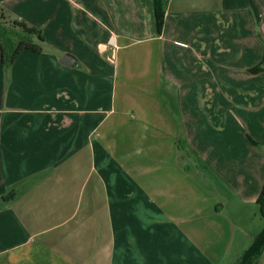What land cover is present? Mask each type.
<instances>
[{
    "label": "crops",
    "instance_id": "0c3cea01",
    "mask_svg": "<svg viewBox=\"0 0 264 264\" xmlns=\"http://www.w3.org/2000/svg\"><path fill=\"white\" fill-rule=\"evenodd\" d=\"M0 264H235L263 222L264 0H0ZM264 67V66H263ZM257 264H264V253Z\"/></svg>",
    "mask_w": 264,
    "mask_h": 264
},
{
    "label": "trees",
    "instance_id": "16d2710c",
    "mask_svg": "<svg viewBox=\"0 0 264 264\" xmlns=\"http://www.w3.org/2000/svg\"><path fill=\"white\" fill-rule=\"evenodd\" d=\"M169 0H155L156 18L159 32H161ZM43 42L40 31L29 28L23 23L12 22L9 26L0 25V52L6 66H10L24 50H38ZM261 63L250 73L259 74L264 71ZM260 215L264 220V188L257 200ZM264 253V230L253 240L252 247L244 253L237 264H257Z\"/></svg>",
    "mask_w": 264,
    "mask_h": 264
},
{
    "label": "rangeland",
    "instance_id": "374dc122",
    "mask_svg": "<svg viewBox=\"0 0 264 264\" xmlns=\"http://www.w3.org/2000/svg\"><path fill=\"white\" fill-rule=\"evenodd\" d=\"M255 68H256V67H255ZM251 70H252V69H251ZM251 70H250V71H251ZM251 74H252V73H251ZM260 219H261V221L263 222L262 230H264V220H263V218H260ZM253 231H255V227L253 228V230L250 231V232H251V235H252V236H251V237H252V241H250V243H249V245H248L246 251H248V250L252 247V245H253V240L256 238V236H258V235H254ZM261 232H262V231H261ZM261 232H260V233H261ZM246 251H245V252H246ZM245 252H244V253H245ZM244 253H243V255H244ZM243 255H242V256H243ZM238 262H239V261H238ZM233 264H234V263H233ZM235 264H237V263H235Z\"/></svg>",
    "mask_w": 264,
    "mask_h": 264
}]
</instances>
